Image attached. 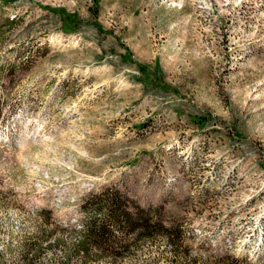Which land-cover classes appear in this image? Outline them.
<instances>
[{
	"label": "rangeland",
	"instance_id": "obj_1",
	"mask_svg": "<svg viewBox=\"0 0 264 264\" xmlns=\"http://www.w3.org/2000/svg\"><path fill=\"white\" fill-rule=\"evenodd\" d=\"M262 223L264 0H0V264H253Z\"/></svg>",
	"mask_w": 264,
	"mask_h": 264
},
{
	"label": "bare ground",
	"instance_id": "obj_2",
	"mask_svg": "<svg viewBox=\"0 0 264 264\" xmlns=\"http://www.w3.org/2000/svg\"><path fill=\"white\" fill-rule=\"evenodd\" d=\"M260 235L254 237L252 244L249 246V256L248 259L252 261L253 264H264V223H262L261 228L258 230ZM251 238L249 241H252ZM256 242V244H255ZM244 255L242 252L241 255Z\"/></svg>",
	"mask_w": 264,
	"mask_h": 264
},
{
	"label": "trees",
	"instance_id": "obj_3",
	"mask_svg": "<svg viewBox=\"0 0 264 264\" xmlns=\"http://www.w3.org/2000/svg\"><path fill=\"white\" fill-rule=\"evenodd\" d=\"M115 202H116V205H120V204H119V203H120V200H119V199H116V201H115ZM132 220H133V221H137V219H136V218H133Z\"/></svg>",
	"mask_w": 264,
	"mask_h": 264
}]
</instances>
